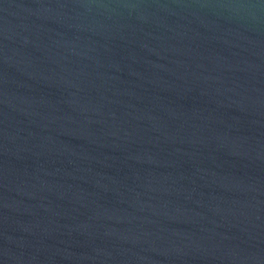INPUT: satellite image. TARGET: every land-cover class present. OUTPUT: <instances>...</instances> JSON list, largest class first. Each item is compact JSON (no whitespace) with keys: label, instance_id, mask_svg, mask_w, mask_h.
<instances>
[{"label":"water","instance_id":"obj_1","mask_svg":"<svg viewBox=\"0 0 264 264\" xmlns=\"http://www.w3.org/2000/svg\"><path fill=\"white\" fill-rule=\"evenodd\" d=\"M0 264H264V0H0Z\"/></svg>","mask_w":264,"mask_h":264}]
</instances>
